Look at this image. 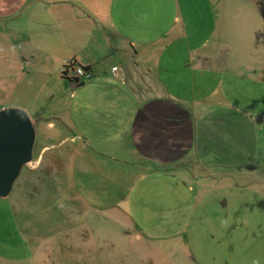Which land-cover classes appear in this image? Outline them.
I'll return each instance as SVG.
<instances>
[{
  "label": "crops",
  "instance_id": "0c3cea01",
  "mask_svg": "<svg viewBox=\"0 0 264 264\" xmlns=\"http://www.w3.org/2000/svg\"><path fill=\"white\" fill-rule=\"evenodd\" d=\"M180 1L0 0V109L34 106L43 88L44 103H61V115L52 116L60 123L55 136L62 145H82L74 153L78 159L73 153L56 155L61 175L69 162L89 155L99 162L105 156L116 160L110 170L128 163L126 176L179 173L200 179L219 171L261 177L248 165L264 161L254 155L257 118L225 94L240 71V63L227 57L225 28L214 9L202 41L180 46L188 39V29L179 25ZM214 1L221 0H209ZM188 50L191 56L180 59ZM69 60L90 66L92 76L79 82L64 78ZM225 75L232 79L226 82ZM54 77L62 92L47 89ZM43 112V106L34 109L36 120H47ZM196 192L201 195V189ZM199 201L198 195L194 202ZM173 224L174 217L163 225Z\"/></svg>",
  "mask_w": 264,
  "mask_h": 264
},
{
  "label": "rangeland",
  "instance_id": "374dc122",
  "mask_svg": "<svg viewBox=\"0 0 264 264\" xmlns=\"http://www.w3.org/2000/svg\"><path fill=\"white\" fill-rule=\"evenodd\" d=\"M254 1H214V8L209 0H181L179 25L188 29V39L178 44L198 45L215 9L224 42L230 44L227 57L240 63L239 76H223L226 82L232 79L225 94L257 118L254 155L264 156V19L258 6L264 0ZM190 56L188 50L180 59ZM59 79L49 81L47 89L62 92ZM43 89L33 97L34 106H3L26 110L36 137L32 162L22 168L10 194L0 198V264H264L261 158L248 163L261 174L258 178L219 171L200 179L179 173L159 179L126 176L128 163L110 170L117 165L110 157L99 162L87 155L79 161L75 154L82 145L59 142L60 123L52 116L61 115L62 105L44 103ZM42 106L40 116L47 120H36L34 109ZM72 153L77 159L61 175L56 155L71 158ZM198 195L203 201L196 204ZM172 217V226L163 225Z\"/></svg>",
  "mask_w": 264,
  "mask_h": 264
},
{
  "label": "water",
  "instance_id": "95a60500",
  "mask_svg": "<svg viewBox=\"0 0 264 264\" xmlns=\"http://www.w3.org/2000/svg\"><path fill=\"white\" fill-rule=\"evenodd\" d=\"M35 137L34 124L24 109H0V198L10 194L22 168L32 162Z\"/></svg>",
  "mask_w": 264,
  "mask_h": 264
},
{
  "label": "built area",
  "instance_id": "2783aa9c",
  "mask_svg": "<svg viewBox=\"0 0 264 264\" xmlns=\"http://www.w3.org/2000/svg\"><path fill=\"white\" fill-rule=\"evenodd\" d=\"M117 66H113L111 68L112 73L114 74L117 71ZM64 76L70 80L74 79H83L86 80L92 76V71L86 70L83 65L73 63V60H69L65 62L63 69Z\"/></svg>",
  "mask_w": 264,
  "mask_h": 264
},
{
  "label": "trees",
  "instance_id": "16d2710c",
  "mask_svg": "<svg viewBox=\"0 0 264 264\" xmlns=\"http://www.w3.org/2000/svg\"><path fill=\"white\" fill-rule=\"evenodd\" d=\"M259 4H260V3H259ZM259 9H260V12H261V14H262V17H263V19H264V6H263L262 4H260V5H259ZM73 63H76V62L73 61ZM84 68H85L86 70H90V69H91L90 66H84ZM62 76H63L64 78H67V77L64 76V73H62ZM67 79H68V78H67ZM68 80L71 81V82H79L78 79H74V80H70V79H68Z\"/></svg>",
  "mask_w": 264,
  "mask_h": 264
}]
</instances>
